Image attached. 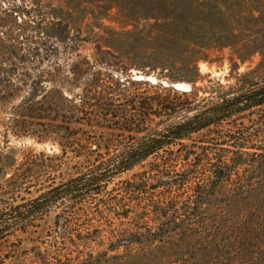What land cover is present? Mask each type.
Returning a JSON list of instances; mask_svg holds the SVG:
<instances>
[{
    "label": "trees",
    "instance_id": "1",
    "mask_svg": "<svg viewBox=\"0 0 264 264\" xmlns=\"http://www.w3.org/2000/svg\"><path fill=\"white\" fill-rule=\"evenodd\" d=\"M105 1L65 0L56 19L68 28L81 20V37L100 51L118 53L110 40L143 41L142 56L196 77L215 50L261 62L234 85L214 84L215 96L157 89L160 108L146 109L161 119L157 129L134 106L64 98V125L52 127L63 132H49L62 152L49 186L0 210V241L58 209L45 249L22 251L14 264H264V0ZM113 9L120 31L104 24ZM203 131L204 141L185 143ZM68 152L80 172L57 183Z\"/></svg>",
    "mask_w": 264,
    "mask_h": 264
},
{
    "label": "rangeland",
    "instance_id": "2",
    "mask_svg": "<svg viewBox=\"0 0 264 264\" xmlns=\"http://www.w3.org/2000/svg\"><path fill=\"white\" fill-rule=\"evenodd\" d=\"M118 1L128 6L126 0ZM64 2L0 0V210L32 200L49 186L51 166L58 164L55 157L62 153L58 137L49 132H63L62 128L52 127L64 125V98L78 104L81 99L95 96L100 104L115 100V104L124 106L123 110L128 109L126 112L134 106L133 112L145 120L144 125L157 129L162 128L161 119L155 115L146 117L147 108L158 109L163 102L157 94L162 92L157 89L187 83L191 89L178 91L189 92L195 87L201 97L215 96L210 95L214 84L234 85L240 75L261 62L260 54L241 62L230 49L215 50L208 60L199 62L200 75L196 77L182 68L142 56L139 52L144 50L143 41L133 45L128 40L120 44L110 40L118 53L106 48L100 51L98 44L85 42L81 37V20L74 28H68L56 19L62 14L59 8ZM117 11L113 9L104 24L120 31L126 24L116 18ZM137 76L146 79L139 80ZM100 130L108 136L109 131ZM207 135L208 131H203L185 143H199ZM68 157L69 165L64 166L63 175L56 174L57 183L80 172L78 159L70 152ZM144 169L124 174L116 182L130 179ZM17 181L23 188L11 192ZM58 212L54 209L36 228L0 241V264H14L16 254L34 246L44 250L48 235L54 233Z\"/></svg>",
    "mask_w": 264,
    "mask_h": 264
},
{
    "label": "bare ground",
    "instance_id": "3",
    "mask_svg": "<svg viewBox=\"0 0 264 264\" xmlns=\"http://www.w3.org/2000/svg\"><path fill=\"white\" fill-rule=\"evenodd\" d=\"M137 78L139 79V80H144V79H146L144 76H137ZM150 77H148V79H149ZM151 79H152V77H151ZM177 90H182V91H186L185 89H191V86H190V84H187V83H177Z\"/></svg>",
    "mask_w": 264,
    "mask_h": 264
},
{
    "label": "water",
    "instance_id": "4",
    "mask_svg": "<svg viewBox=\"0 0 264 264\" xmlns=\"http://www.w3.org/2000/svg\"><path fill=\"white\" fill-rule=\"evenodd\" d=\"M172 87H173L174 89H177V88H176V87H177V83L173 84Z\"/></svg>",
    "mask_w": 264,
    "mask_h": 264
}]
</instances>
